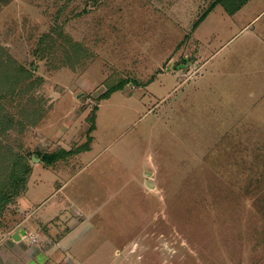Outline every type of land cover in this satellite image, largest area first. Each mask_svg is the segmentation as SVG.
Listing matches in <instances>:
<instances>
[{
    "label": "rangeland",
    "instance_id": "1",
    "mask_svg": "<svg viewBox=\"0 0 264 264\" xmlns=\"http://www.w3.org/2000/svg\"><path fill=\"white\" fill-rule=\"evenodd\" d=\"M214 1L0 0V264H264V0Z\"/></svg>",
    "mask_w": 264,
    "mask_h": 264
},
{
    "label": "trees",
    "instance_id": "2",
    "mask_svg": "<svg viewBox=\"0 0 264 264\" xmlns=\"http://www.w3.org/2000/svg\"><path fill=\"white\" fill-rule=\"evenodd\" d=\"M220 0H215L210 7L205 11L203 16H205L209 11H211ZM246 0H242L243 3ZM241 5V4H240ZM197 23L194 25V27ZM118 90V89H117ZM117 90H114L108 93L103 98L109 97V95ZM95 116L92 119L91 128H95ZM14 154H7L5 151H0V216L3 214V210L6 208L8 204L14 201V198L22 191L27 188V182L29 176L32 172V167L30 164H24L20 159L15 160ZM54 156H45L43 161L48 164H54L55 162ZM57 161V160H56ZM19 164L21 168H19Z\"/></svg>",
    "mask_w": 264,
    "mask_h": 264
},
{
    "label": "crops",
    "instance_id": "3",
    "mask_svg": "<svg viewBox=\"0 0 264 264\" xmlns=\"http://www.w3.org/2000/svg\"><path fill=\"white\" fill-rule=\"evenodd\" d=\"M250 0H246V1H244L240 6H238L235 10H234V12H236L237 10H240L244 5H246L248 2H249ZM252 1V0H251ZM263 6H264V4H263ZM216 7V6H215ZM214 7V8H215ZM262 12H264V7H259V13L254 17V18H252L249 22H248V24L246 25V26H248L249 24H251L253 21H254V19H256ZM92 148V147H91ZM87 151V150H86ZM80 154V152L78 153V156H80L79 155ZM77 155V154H76ZM53 166V165H52ZM61 169V171L60 172H58V173H62V169L63 168H60ZM80 171H81V169H79ZM65 183V182H64ZM63 183V184H64ZM62 184V185H63ZM61 185V186H62ZM60 188V187H59ZM64 198H66L65 196H64ZM40 222H44V223H46V222H48V220H45V219H41V220H39ZM50 233H52V228L50 229ZM68 235H70V234H68Z\"/></svg>",
    "mask_w": 264,
    "mask_h": 264
},
{
    "label": "water",
    "instance_id": "4",
    "mask_svg": "<svg viewBox=\"0 0 264 264\" xmlns=\"http://www.w3.org/2000/svg\"><path fill=\"white\" fill-rule=\"evenodd\" d=\"M150 185H152V184H150ZM14 237L17 239V238H18V234H17V235L15 234V236H14Z\"/></svg>",
    "mask_w": 264,
    "mask_h": 264
}]
</instances>
